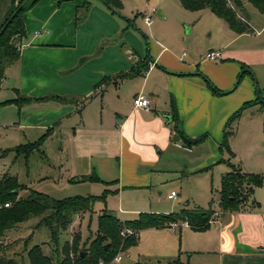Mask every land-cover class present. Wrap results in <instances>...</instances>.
I'll return each mask as SVG.
<instances>
[{
	"label": "crops",
	"instance_id": "crops-1",
	"mask_svg": "<svg viewBox=\"0 0 264 264\" xmlns=\"http://www.w3.org/2000/svg\"><path fill=\"white\" fill-rule=\"evenodd\" d=\"M19 1L0 0V24L12 4ZM81 4L82 0L25 4V34L16 39L19 57L5 69L0 87V104L18 96H52L20 105H0V120L6 118L0 124L18 135L22 144L37 140L51 128L43 143L56 138L58 147L54 162L46 156L47 164L57 170V179L81 187L66 197L97 196L108 190L105 201L96 203L98 215L102 209L112 213L117 207L118 213L136 218L139 213L166 214L167 210L158 208L159 194L175 183L182 188V179L201 184L202 191L194 195L187 192V207L181 208H206L200 205L198 193L205 192V176L213 165L220 163V181L228 171L220 159L229 158L244 172L259 173L233 147L235 131L228 138L233 157H221L216 145L231 114L246 102L250 103L235 123L248 119L264 137V112L256 101L258 96L264 101V13L245 2L253 31L244 33H235L216 16L215 20L207 18L199 28H203V35L208 31L204 52L192 45L179 53L175 41L164 36V41L149 38L148 69L120 79L119 74L129 71L146 54L131 42L127 29L135 27L134 19L121 13L123 2L115 11L91 0L88 11L76 22ZM156 9L160 15L161 10ZM197 31L199 34L201 30L192 24L188 34L197 38ZM208 50H219L221 58L205 59ZM139 93L149 99L148 110L133 105ZM172 104L177 121L171 114ZM202 135L211 153L197 159L196 151L204 142L188 146L183 137ZM88 175H96L100 181L78 180ZM97 184L102 187L99 193L92 192ZM262 186L254 189V197ZM175 192L171 199L177 197ZM212 208L218 215L204 231L188 226L149 227L139 231L136 245L127 250L138 247L140 254L144 249L156 258V264H178L176 260L186 264H264L263 214L250 210L221 212L218 201ZM115 216L122 221L135 219ZM73 224L74 218L70 226ZM145 239L150 241L143 247Z\"/></svg>",
	"mask_w": 264,
	"mask_h": 264
},
{
	"label": "trees",
	"instance_id": "trees-1",
	"mask_svg": "<svg viewBox=\"0 0 264 264\" xmlns=\"http://www.w3.org/2000/svg\"><path fill=\"white\" fill-rule=\"evenodd\" d=\"M35 0H20L12 4L8 16L0 24V87L4 77L5 69L14 63L19 57V50L16 46V39L25 34L22 14L26 3ZM111 10L122 8L121 0H99ZM248 2L260 13H264V0H179L180 5L189 11H198L209 8L218 18L224 20L228 27L235 33L252 32L253 29L248 23V14L244 3ZM91 5V0H82L81 10L78 11L76 22L83 18ZM127 25L131 26L132 21L127 19ZM149 55L146 50L144 57L132 65L129 71L119 74L120 79L129 78L142 74L148 69ZM105 81V80H104ZM217 92L218 90L212 87ZM52 96L30 98L18 96L2 102L0 105L16 103L18 105L30 100L47 99ZM256 101L262 104L264 112V101L258 96ZM250 102L244 103L239 109L231 114L225 124L222 140L219 144L220 150L225 149L229 157L234 153L229 147L228 138L234 133L232 124L241 115L242 110ZM173 120L177 121L175 105L172 104ZM175 130L178 131L177 125ZM51 134V128L35 141L17 145L13 150L16 155L23 154L27 158L34 150H39L44 140ZM204 135L197 138L183 137L186 145L191 146L203 141ZM218 162H225L228 166L221 176L220 188L218 190V210L240 211L254 210L259 206L253 198L254 189L264 183V174L244 172L240 166L233 164L228 159H220ZM79 181H94L100 179L96 175L83 176ZM21 185L15 176L3 174L0 178V202H9L6 208H0V259L3 264H18L12 258L6 257L7 246L5 242L7 231L13 229L19 223L31 217H39L35 227L45 226L48 229L49 240L43 244H50L51 254L44 253L41 245L31 246L26 254L28 264H98L99 261L109 263L113 257L126 251L131 246L136 245L140 230L149 227H169L171 222H187L188 226L195 231H204L210 227L213 215L216 212L212 208V202L208 207L195 206L192 208H181L177 212L166 214L139 213L135 219L120 220L111 212L102 209L97 217V229L94 236L90 235L86 242H82L80 232L74 233L70 240L59 245V235L71 224L73 217L85 211H91L96 201H105L108 190H104L100 195H75L56 199L45 193L31 190L26 197L17 196V189ZM132 230V234H121L123 229ZM108 244L105 248L104 246ZM178 264H186L175 261ZM132 264H139L138 262Z\"/></svg>",
	"mask_w": 264,
	"mask_h": 264
},
{
	"label": "rangeland",
	"instance_id": "rangeland-1",
	"mask_svg": "<svg viewBox=\"0 0 264 264\" xmlns=\"http://www.w3.org/2000/svg\"><path fill=\"white\" fill-rule=\"evenodd\" d=\"M122 2L124 6L121 13L132 16L134 19L135 27L127 29L128 32L132 34L131 42L134 48L142 55L145 53V50L149 48V38H157L160 41H164L162 38L163 36L164 38L166 37L176 42L177 45L175 48H177L179 53H181L182 50L188 51L189 47L192 45L197 47V49H202L203 52L205 51L204 47L208 42V31L203 35V28H199L200 24L207 18H214L215 20L216 17L209 8L206 7L198 11H189L180 5L179 0H122ZM151 7L159 8L161 12L160 15L156 13L150 14L151 25H146L143 21V16L148 14V10ZM161 19L166 20L161 22L159 21ZM192 24H195V27L201 30L199 34L197 31V38L194 39L188 34V30ZM149 29L153 30L150 32ZM214 35L215 32L213 33V38ZM0 110H2V108H0ZM250 113L251 112L247 113L245 117L248 118L247 116L250 115ZM5 119L6 118H3V120L0 121H5ZM249 121L248 119L244 121L242 119L239 124L238 122L232 124L235 134L233 135L231 143L233 147L244 156L245 160L249 162V167H254V169H257V172L264 174V137L257 134V130L253 128ZM205 140L201 141L204 143L200 145L199 151H196L200 156L197 157V159L205 156L208 157L211 153V147ZM48 142L49 143H43L39 150H34L27 158H25L23 154L16 155L13 149L17 145L22 144V140H20L18 135L16 136L9 127L0 124V178L3 174L15 176L17 181L23 185L16 190V199L19 197H26L31 190L41 193L45 192L49 196L51 195V197L60 199L68 195H73V190L81 188L77 185L68 184L61 178L57 179V170L47 164L48 160L46 156L50 162L55 161L54 157L57 154L58 142L56 138ZM228 144L233 151L230 140ZM217 146H219V144H217L216 147ZM42 150L44 154H42ZM221 151V157L228 156V152L225 149ZM236 162L239 163L238 161ZM219 169L220 163L213 165L209 169L205 176V192H201V194L198 193L200 205L204 207H208L210 202L214 205L217 204L218 190L220 187ZM45 175H49L51 178L49 180L43 179ZM182 180V188L175 185L177 184L175 183L171 187L167 186L162 190L159 194V209H165L168 211L167 213H169L177 211L181 207H187L185 203V195H187V192H192V195H194L196 191H202L201 184L198 186L194 183H190L191 181ZM101 188V185L97 184L92 189V192L99 193ZM171 189L177 191L178 195L175 199L169 200L165 196ZM253 198L259 203L261 202V206L252 211L263 214L261 216L264 219V184L258 189L256 196L254 197L253 195ZM259 199H261V201ZM99 202L101 201H96L93 204L91 211L80 212L73 217L75 219V224L69 225L68 228L59 235L58 242L60 246L65 241L70 240L71 236L77 232H80L82 242H86L90 235L94 236L97 229V217L100 211L97 206ZM112 213L122 219L135 218L134 215L123 214L120 211L118 213L117 207L112 209ZM38 220L39 217H31L7 231L5 238L7 246L6 257L12 258L18 264H28L26 252L35 244L41 245L44 253L51 254V245L43 244V242H48L49 240L48 229L45 226L35 227ZM71 223H73V220ZM149 241L150 239H145L142 246H148ZM141 252L142 253L138 254V247H132L120 254L122 257L121 261H111L108 264H132L134 262H138L139 264H156V258L148 256L150 255L148 251L142 249Z\"/></svg>",
	"mask_w": 264,
	"mask_h": 264
},
{
	"label": "built area",
	"instance_id": "built-area-1",
	"mask_svg": "<svg viewBox=\"0 0 264 264\" xmlns=\"http://www.w3.org/2000/svg\"><path fill=\"white\" fill-rule=\"evenodd\" d=\"M148 11H149L148 14L143 16V21L147 25H149L151 23L150 14L157 13V9L155 7H151ZM17 48L19 49L20 47H17ZM204 58L207 59V60H211V61L218 60V59L221 58V52L219 50H208V51L205 52ZM133 105L135 107L143 108V109L148 110L149 109V99L145 95L139 93V94L134 96ZM175 196H176V192L175 191H171L169 194H167V198H169V199H171V198H173ZM9 204H10L9 202H0V208H6V207L9 206ZM216 215H218L217 212L214 213L213 217L216 216ZM180 226H188V224H187V222H180V221L171 222L169 224V227L171 229H177ZM121 234L123 236L125 234H127V235L132 234V230L125 228V229L122 230ZM121 253L122 252L117 253L113 257L112 261H119L121 259V255H120ZM98 264H107V263H105V262L100 260Z\"/></svg>",
	"mask_w": 264,
	"mask_h": 264
},
{
	"label": "water",
	"instance_id": "water-1",
	"mask_svg": "<svg viewBox=\"0 0 264 264\" xmlns=\"http://www.w3.org/2000/svg\"><path fill=\"white\" fill-rule=\"evenodd\" d=\"M175 140H178V136H177V134H175ZM108 246V244H106L104 247L106 248ZM0 264H3V260L2 259H0Z\"/></svg>",
	"mask_w": 264,
	"mask_h": 264
}]
</instances>
